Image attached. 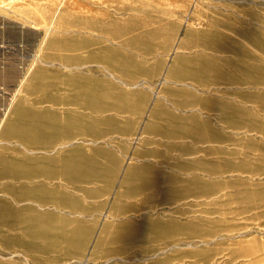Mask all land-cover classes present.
<instances>
[{"label":"rangeland","instance_id":"1","mask_svg":"<svg viewBox=\"0 0 264 264\" xmlns=\"http://www.w3.org/2000/svg\"><path fill=\"white\" fill-rule=\"evenodd\" d=\"M76 3L79 20L93 17L103 29L82 35L119 54L66 69L58 55L88 54L57 49V29ZM87 67L105 84L96 105L109 101L110 108L90 111L93 124L89 110L76 109L77 126L93 132L76 141L93 172L115 171L112 183L65 186L75 208H85L78 214L92 227L87 243L45 254L23 249L34 242L24 233L0 229V264H264V0H0V172L2 160L44 156L24 151L13 135L30 121L69 122L70 97L85 95L48 85ZM138 181L148 188L135 193ZM8 182L0 180V199L9 198ZM62 182L55 175L52 185ZM41 208L55 212L51 203ZM166 225L171 235L162 239ZM146 231L153 241L113 240Z\"/></svg>","mask_w":264,"mask_h":264},{"label":"bare ground","instance_id":"2","mask_svg":"<svg viewBox=\"0 0 264 264\" xmlns=\"http://www.w3.org/2000/svg\"><path fill=\"white\" fill-rule=\"evenodd\" d=\"M77 4L78 3L74 4L73 7H67L65 10L72 15L66 14L62 19L61 25H59L57 29L59 34V45L57 49L63 53H75L86 50L88 54L85 58L81 56L64 58L58 55V58H61V60H59L61 61L60 65H63L66 69L69 63L72 64V69H82L93 61V57L100 56V58L105 57L109 59L111 55L119 54L117 48L105 45V41L96 37L87 38L82 35V32L86 30V28L91 33L95 30L101 33L103 29L94 25L93 17H90L87 21L86 19L85 21L79 20L78 18L80 17L75 16V12H73V10L77 8ZM79 21H83L81 26L78 25ZM111 33L116 34L114 31ZM114 38L116 37L110 36L108 42H113ZM97 45H99L97 47V52H93V46ZM197 58L198 57H194L193 59ZM208 62H206L205 66ZM210 62L215 65L213 61ZM57 75H60V73ZM61 75H64V73L62 72ZM187 78L190 77L187 76ZM101 79V77L97 78L93 75V68L87 67V70L84 72L65 75L62 82L49 84L48 89L53 91L67 88L75 92L81 91L85 95V97L81 99L74 97V94L70 97V101L76 104V108L68 110L72 117L71 120L69 122H63L65 118H62L60 123L56 122L57 120H50L45 125L36 122L32 123L30 121L28 126H18L20 131H18V134L13 135L15 138L19 139V141H22V147L25 148L24 151L41 152L44 154V156L40 158L28 157L27 159H23L24 164L15 162V160L12 159L2 160L1 162L2 165L7 168L3 172H0V180L6 179L10 180V182H8L9 185H6L4 189L8 192L9 198L0 199V229H6L12 232L20 231L34 241L31 243L22 242L21 247L23 249L33 248L41 253L49 254L61 251V249L63 251H75L80 247H84L87 243L92 227H85L84 220H82V214L85 212V208L81 206H79L80 208H75L77 199L73 195L65 193V186L79 187L98 180L108 183L113 182L115 171L107 174L102 172L98 173L96 171V173L93 172L95 167H93V162H89L87 154L83 150V141H76L78 136L93 138V132L86 127L88 126L86 124L77 126V118L73 117L74 114L77 113L76 109L89 110L87 123L93 124V119H91L92 116H90L93 115V113L90 111L97 112L100 109L101 112H104L110 108L109 101L101 102L99 107L95 103V97H106L104 94H101V90L105 87L104 81ZM54 102H58V100ZM76 102H78V104ZM224 105H222L223 108L227 107ZM177 118L178 117L175 115L173 116V120ZM78 143H80V145L75 146L73 149L64 150V148L74 146V144ZM49 153H55V156L45 155ZM34 163L38 165L40 163H46L48 166L45 170L28 169V167L30 168V165ZM118 163L119 162L116 163L114 168H119ZM20 169L24 170L21 171ZM83 171L86 172L82 173ZM55 175L62 177L63 182L61 185H52ZM150 184L149 182V185ZM50 188L57 194L51 193L49 191ZM146 188L148 187L143 181H138V183L133 184L132 191L139 193L142 190H146ZM123 194L124 193H121L120 196H123ZM48 203H51L55 212L43 210L41 208ZM61 205L69 210L70 217L61 214V211L64 210L60 208ZM128 208L130 207H126L125 209L117 208L114 214L119 215L123 210H128ZM80 212L82 213L81 215L78 214ZM147 219L150 220L148 216L145 220ZM169 226L170 225H166L168 228V230L165 231L166 234H160L162 239L168 238V236L171 235V228H169ZM43 234L50 235L51 237L46 239L42 238ZM151 234V232L146 231L129 237L115 236L113 240L130 245L144 244L152 240L153 236ZM7 237L8 236L5 238ZM9 239L12 243L15 241L13 237ZM41 239H45L46 243L43 245L40 244L41 242L39 243L38 240ZM50 262L56 263L57 260L53 259Z\"/></svg>","mask_w":264,"mask_h":264},{"label":"crops","instance_id":"3","mask_svg":"<svg viewBox=\"0 0 264 264\" xmlns=\"http://www.w3.org/2000/svg\"><path fill=\"white\" fill-rule=\"evenodd\" d=\"M4 67H6V69H4V70L7 71V70L11 67V64H10V63H7V65L4 66ZM4 70H3V71H4ZM9 72H10V71H7L6 73H9ZM4 75H6L5 72H4Z\"/></svg>","mask_w":264,"mask_h":264}]
</instances>
